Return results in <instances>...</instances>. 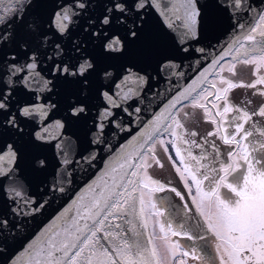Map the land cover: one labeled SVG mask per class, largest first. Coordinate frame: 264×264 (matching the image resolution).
<instances>
[{
  "label": "snow or ice",
  "instance_id": "1",
  "mask_svg": "<svg viewBox=\"0 0 264 264\" xmlns=\"http://www.w3.org/2000/svg\"><path fill=\"white\" fill-rule=\"evenodd\" d=\"M8 3L0 13V64L4 66L0 127L17 135L23 134L19 119L23 117L39 125L34 136L43 139V121L58 106L51 98L57 80L78 86L85 95L70 101L65 118L55 125L63 128L64 119L79 120L85 115L90 110L89 77L97 72V62L86 58L84 47L94 42L106 57L123 55L126 46L140 37V13L146 6L162 10L179 51L211 61L196 79L181 85L185 74L178 71L180 65L173 58H162L157 73L170 85L169 93L176 95L162 111L150 114L151 131L137 148L102 170L97 183L81 190L74 214L66 212L42 238L23 245L13 257L15 264H264V101L250 111L251 99L242 108L233 105L229 95L234 89L247 88L253 96L264 98V8L256 11L246 0H214L215 7L234 20L233 35L209 55L204 47L186 46L198 42L202 31L211 26L200 0H103L96 15L87 14L89 7H95L89 0H60L46 14L42 11L45 0ZM32 9L41 11L29 20ZM73 27L87 37L72 44L75 63L71 57L64 59L61 43H55L52 55L42 56V48L55 37H67ZM42 59L47 61L51 79L37 71ZM238 65L251 66L252 82L233 79ZM100 73L107 84L96 90L101 104L96 106L94 131L90 129L93 145L103 143L109 125L121 126L117 111L135 114L139 120L142 108L129 112L126 102L135 97L143 103L142 94L151 79L135 63L121 65L118 75L108 67ZM174 78L177 85L171 87ZM17 80L29 94L35 93L32 99L14 100ZM189 108L199 110L203 121L213 126L206 135L187 132L183 121ZM158 152L174 169L173 180L161 181L151 174L153 167H164ZM95 158L93 151L75 162L90 166ZM18 159L14 143L0 144V178L7 180L17 173ZM38 166L44 167L45 161H38ZM0 190L9 188L0 185ZM10 191L14 203L25 208L32 203L21 185ZM43 206L34 207L33 212Z\"/></svg>",
  "mask_w": 264,
  "mask_h": 264
},
{
  "label": "water",
  "instance_id": "2",
  "mask_svg": "<svg viewBox=\"0 0 264 264\" xmlns=\"http://www.w3.org/2000/svg\"><path fill=\"white\" fill-rule=\"evenodd\" d=\"M58 3L60 0H45V7L42 11L45 14L51 12ZM89 3L95 7H89L87 14L96 15L102 7L103 0H89ZM200 3L202 10L211 19V26L202 31L198 42H192L186 46L191 49L204 47L211 55L214 49H219L226 41H231L234 20L229 19L228 13L219 11L214 5V0H200ZM246 3L251 4L256 11L264 8V0H246ZM7 7H9L8 0H0V13ZM39 11L41 10H30L27 19L30 20ZM140 15L143 17L140 37L126 46L123 55L114 54L111 57H106L101 52L99 45L94 42H90L84 47L86 58L96 60L97 72L89 77L87 87V103L90 110L79 120L66 118L63 128H58L55 125V121L65 118V109L68 103L85 95V92L78 86L57 80L54 82L56 88L53 89L51 98L58 106L43 121L42 140H37L34 136V132L39 130V125L33 120L19 117L18 113L17 116L23 121L20 125L23 129L22 135H17L11 129L5 130L0 127V144L14 143L19 153L16 165L17 173L7 180L0 178V185H6L9 188L8 192L0 190V264H15L13 257L23 245L42 238L53 225L61 221L66 212L70 215L74 214V205L81 190L86 185L97 183L109 165L113 164L125 152L137 148L139 143L146 138V135L151 131L149 121L152 116L150 114L162 111L172 96L176 95L175 92L169 93L170 85L164 76L157 73V66L162 58H173L175 63L180 65L178 71L185 74L184 79L179 81L181 85L191 83L197 78L199 72L209 68L210 60L206 61L194 52L185 54L179 51L173 34L166 27L167 21L161 9L146 6ZM16 31L19 32V27L16 28ZM77 39L86 40L87 37L78 27H73L67 37H55L49 46L42 48V56L52 55L55 43H61L65 48L64 59L67 60L71 57L75 63L76 56L72 53V44ZM8 47L14 48V44ZM18 59H23V56ZM197 60L200 62L197 63ZM131 63H135L138 68L144 69V72L151 76L142 94L143 103L135 97L126 102L129 112H132L137 106L142 108L141 113L138 114L140 118L138 120L135 114L129 115L117 111L116 118L120 121L121 126L118 128L109 125L103 143L93 145L90 129H92L97 116L96 106L101 104L96 90L100 88L101 84H107V81L101 79L100 69L108 67L114 75H118L121 65L127 66ZM37 71H40L42 76L51 79L46 59L40 61ZM170 71L174 72L177 69ZM3 72L4 66L0 64V74ZM208 75L211 79L210 72ZM22 78L21 76L20 79ZM176 85L177 80L174 78L171 87H176ZM34 95L35 93L29 94L27 88L19 85L17 80V87L13 91L14 100L24 102L32 99ZM43 95L46 97L48 93L45 92ZM121 128L126 130H121ZM92 130L94 131V129ZM57 145H61V147H57ZM93 151L96 158L90 166L82 162H75L80 161L82 156ZM40 160L45 161L44 167L38 166ZM65 160L70 163H62ZM16 184L21 185L28 196L32 198V203L26 208L23 204L14 203L9 198L10 189ZM53 185L56 186L55 190ZM60 188H63L64 191L61 192ZM41 204L44 206L38 212H33V208L39 207ZM17 208L19 210L14 212L13 209Z\"/></svg>",
  "mask_w": 264,
  "mask_h": 264
},
{
  "label": "rangeland",
  "instance_id": "3",
  "mask_svg": "<svg viewBox=\"0 0 264 264\" xmlns=\"http://www.w3.org/2000/svg\"><path fill=\"white\" fill-rule=\"evenodd\" d=\"M253 69L251 66H244V65H238L237 66V75L236 77H233V79L237 83H249L254 80V76L252 75ZM251 89L247 88H237L230 92V101L233 105L244 107L246 102L251 99L253 101V104L249 106V110L258 108V106L261 104L262 101H264V98L259 96H253ZM188 116L184 119L183 123L185 124L187 132H191L193 130L198 131L200 136L206 135V133L209 130H212V127L209 123L203 121L202 113L197 109H187ZM256 120H259L260 118H254ZM246 127H249V125H246ZM249 130H253L252 128H249ZM255 137L259 138L258 133H255ZM189 139H191L190 135L188 136ZM198 142H201L198 140ZM219 143V142H218ZM221 148L226 147L222 144L220 145ZM210 150V149H209ZM194 153H198L199 150L193 149ZM174 156V152L171 153ZM158 155L161 156L162 162L164 163V167L161 169L159 167H153L151 170V174L155 177L160 179L161 181L166 180H173V172L174 169L170 168V163L167 161L166 156L162 155L158 152ZM224 159H227L226 153L224 154ZM178 180V177L175 178ZM234 179V178H230ZM175 183V180L173 181ZM178 188H182V184L176 185ZM226 191V190H224ZM178 199V198H177Z\"/></svg>",
  "mask_w": 264,
  "mask_h": 264
}]
</instances>
